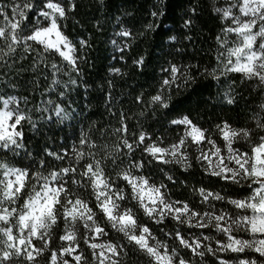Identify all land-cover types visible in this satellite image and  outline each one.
I'll return each mask as SVG.
<instances>
[{"label": "clouds", "instance_id": "obj_1", "mask_svg": "<svg viewBox=\"0 0 264 264\" xmlns=\"http://www.w3.org/2000/svg\"><path fill=\"white\" fill-rule=\"evenodd\" d=\"M56 2L64 9V15L56 14V21L75 66L59 52L27 39L30 32L26 34L23 21L21 28L15 30L18 43H12L10 34L0 39V99L15 97L18 103L10 102L6 111L14 117L24 118L19 129L24 136H17L15 144L5 139L8 146H0V162L8 161L25 168L33 177L37 173L44 176L73 162L71 151L64 159L65 147L75 145L85 153L94 151L89 162L94 166L100 162L106 180L121 194L122 199L115 201L118 211L130 208L138 218L137 229L148 223L155 229L152 236L166 238L165 242L172 240L170 232L187 229L188 217L169 223V213L163 219L158 214L147 215L141 208L138 194L122 182L125 174L146 177L155 187L163 185L167 203L187 200L197 207L203 205L212 213L221 208L228 211L229 193L235 194L238 189L222 174L219 178L214 176L204 155L219 146L227 159L226 142L221 144L222 137L218 139L219 128L225 121L239 130L233 144L241 151L257 138L264 137V66L258 63L252 73H237L217 60L216 39L204 37L203 33L205 17L212 18L211 14H217L214 8L221 0ZM0 3L4 4L0 11H6L12 7L13 0H0ZM29 3L34 7L32 19L27 22L28 29L44 27L46 20L50 23V17L40 14L47 11V0H29ZM0 25H3L2 20ZM125 31L131 33V37H122L121 33ZM140 57H143V66L136 63ZM172 63L189 67L190 73L187 78L182 73L178 87L169 91L171 85L166 87L162 81ZM89 69L93 71L89 72ZM157 94L165 100L153 103L151 97ZM138 97H142V101ZM182 116H188L204 129L207 142H195L186 135L185 129L173 126L171 121ZM124 117L130 126L127 134L122 128ZM141 133L167 149L166 163L159 162L147 151L148 143L152 141L141 143L138 139ZM81 139L88 141L87 148L80 144ZM129 142L131 148L126 147ZM53 150L61 153L60 159L50 156ZM229 164L235 167L231 161ZM33 177L27 179L26 192L19 194L24 199L38 191L36 185L41 181ZM74 179L80 181L82 178ZM245 182L242 179L241 186ZM69 188L72 194L89 203L95 198L87 181H84L83 191L71 185ZM201 189L203 195L211 192L212 198L202 200ZM70 198L66 193L65 199ZM20 203L17 199L15 206ZM64 206L62 203L61 207ZM101 211L99 206L93 210L98 219L88 224L89 229L98 224L109 227L113 223L101 216ZM192 224L194 230L187 235H206L195 230V217H192ZM66 225L79 237L76 242L91 234L82 231L79 224L73 226L70 220ZM210 226L215 229L216 225L213 222ZM49 234L55 239V232ZM207 235L211 239L206 244L216 239L215 235ZM118 242L132 248L128 241ZM56 243L59 246L60 241ZM47 247L45 243L44 248ZM132 250L143 258L133 259L124 252L122 264H151L146 254L135 248ZM248 251L252 252V249ZM252 259L256 264H264V258L255 254ZM11 264L26 262L20 258ZM36 264H45V259L42 257ZM87 264H95V261L89 260ZM203 264L212 262L204 261ZM231 264H238V259L233 257Z\"/></svg>", "mask_w": 264, "mask_h": 264}, {"label": "snow or ice", "instance_id": "obj_2", "mask_svg": "<svg viewBox=\"0 0 264 264\" xmlns=\"http://www.w3.org/2000/svg\"><path fill=\"white\" fill-rule=\"evenodd\" d=\"M33 7L29 0H13L11 8L0 11V20L3 21V25H0V39L10 34L12 43H18L15 30L21 28L23 21L26 34L30 32L27 39L39 42L48 50L59 52L75 66V61L67 51L69 46L66 38L60 32V26L56 21V14L64 15V9L56 0H47L45 5L47 11L40 14L50 17V23L46 20L44 27L30 30L27 28V22L32 19ZM3 8L4 4L0 3V9ZM214 10L217 18L224 21L219 28V35L215 37L217 60L224 62L237 73H252L258 63L264 66V0H235V3L233 0H221ZM121 36L131 37V33L125 31ZM136 63L143 66V57L138 58ZM182 73L183 77L187 78L190 68L172 63L165 71L166 78L162 83L166 87L171 85L169 88L171 91L172 88L178 87ZM138 99L142 101L143 98L138 97ZM151 99L153 103H157L164 101L165 97L157 94ZM12 101H16V98L8 96L0 99V146L2 147L8 146L4 143L5 139L15 144L17 136L21 138L24 136V133L19 131L23 116L14 117L6 111ZM164 106L167 107L166 104ZM123 119L125 122L122 128L127 134L130 126L126 117ZM171 123L173 126L185 129L186 135L193 141L207 142L204 129L188 116L174 118ZM238 133L239 130L233 129L229 122L225 121L219 128L218 139L222 137L221 144L226 142L227 159L219 146L215 151L204 155L212 174L217 178L222 174L225 180L238 189L235 194L229 193L228 211L221 208L212 213L210 210H205L203 205L197 207L187 200L177 199L167 203L164 200L163 185L152 186L146 177L126 174L123 177L122 182L138 194L141 208L147 215L158 214L163 219L165 214L169 213L171 214L168 218L169 223L172 220L179 222L184 216L188 217L187 229L169 233L175 243L172 240L165 242L166 238L153 237L152 232L155 229L148 223L137 229L138 218L130 208L118 211L119 206L115 201L122 199L121 194L116 186L106 180L100 162L95 166L89 162L95 155L94 151L85 153L78 150L75 145L71 148L65 147L64 159H67V153L71 151L74 154L73 162L44 176L37 173L33 177V174L25 168L16 167L8 161L0 162V177H2L0 178V264H11L13 260L20 258L26 264H36L42 257L45 259V264H87L89 260L95 261V264H122L121 257L124 252L133 259L143 258L138 257L132 248L146 254L151 264H203L204 261H211L212 264H231L233 257L238 259V264H256L252 259L253 254L264 258V137L257 138L251 146L241 151L233 144V138ZM138 139L141 143H148L151 140L147 151L159 162L166 163V148L157 145L154 138L144 133H141ZM211 143L216 144V141ZM80 144L87 148L88 141L81 139ZM126 147L131 148V143L129 142ZM243 148L244 146L241 145V149ZM50 156L60 159L61 153L53 150ZM229 161L235 167H232ZM44 163L47 164V161ZM60 176L66 179L60 180ZM77 176L82 179L75 180ZM29 177L41 182L36 185L38 191H34L24 199L19 194L26 192V182ZM242 179L246 181L243 186H241ZM141 180L142 183H138ZM84 181L91 185L95 194L91 203L72 194L69 188L71 185L83 191ZM66 193L71 197L70 199H65ZM212 195L211 192L203 195L201 189L202 200L207 201ZM17 199L21 201L20 206H15ZM62 203L66 206L61 207ZM97 206L102 210L101 216L113 223L109 227L98 224L89 229L88 224L98 219L93 214ZM192 217L197 221L195 230L206 235L186 234L194 230ZM69 220L73 226L79 224L82 231H90L91 234L85 240L76 242L79 237L67 227L66 222ZM213 222L216 225L215 229L210 226ZM50 232H55V239L49 234ZM105 232L108 235H104ZM207 234L215 235L216 239L206 244L205 242L211 239ZM57 240L60 241L59 246ZM118 241H128L132 248H126ZM45 243L48 245L47 249L44 248ZM249 248L252 252L248 251ZM61 257L64 259L61 260Z\"/></svg>", "mask_w": 264, "mask_h": 264}, {"label": "trees", "instance_id": "obj_3", "mask_svg": "<svg viewBox=\"0 0 264 264\" xmlns=\"http://www.w3.org/2000/svg\"><path fill=\"white\" fill-rule=\"evenodd\" d=\"M131 10V9H129ZM177 13L179 14V9H177ZM212 15V18H209V17H205V26H204V37H209L211 38L213 41H215V37L217 35H219V28L222 24H224V21L222 20H219V19H216L215 17H217V14H211ZM151 18V17H150ZM162 27V25H161ZM160 29L158 28L157 29V32H159ZM153 36L155 37V33L153 34ZM199 43V41H198ZM201 47H203V45H201ZM205 55H207V53H205ZM166 67V65H165ZM93 70L92 69H89V72H92ZM158 71V69H157ZM2 178V177H0Z\"/></svg>", "mask_w": 264, "mask_h": 264}]
</instances>
